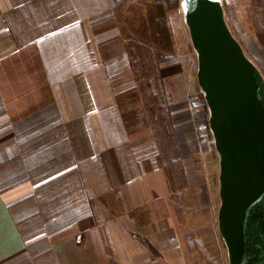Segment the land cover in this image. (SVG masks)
Segmentation results:
<instances>
[{"label": "crops", "instance_id": "obj_1", "mask_svg": "<svg viewBox=\"0 0 264 264\" xmlns=\"http://www.w3.org/2000/svg\"><path fill=\"white\" fill-rule=\"evenodd\" d=\"M142 1L0 0V264H199L145 103L182 101L190 73L151 52L160 91L136 86ZM254 1L236 0L238 24Z\"/></svg>", "mask_w": 264, "mask_h": 264}, {"label": "water", "instance_id": "obj_2", "mask_svg": "<svg viewBox=\"0 0 264 264\" xmlns=\"http://www.w3.org/2000/svg\"><path fill=\"white\" fill-rule=\"evenodd\" d=\"M181 7L220 157L218 226L229 264H264V77L230 31L222 0Z\"/></svg>", "mask_w": 264, "mask_h": 264}, {"label": "rangeland", "instance_id": "obj_3", "mask_svg": "<svg viewBox=\"0 0 264 264\" xmlns=\"http://www.w3.org/2000/svg\"><path fill=\"white\" fill-rule=\"evenodd\" d=\"M144 1L139 5H131V16L127 17V36L131 29H134L132 32H137L138 27L145 25L147 27V17L140 15L144 13V9L148 10L147 6L154 7L158 0ZM181 2L182 0H179V4L173 10H168L172 2L164 3L165 15L168 17L166 28L171 39L166 44L169 49L170 47L173 48V53L178 55L180 64L185 69L183 73L187 78V73H190L188 93L182 101L173 103L167 96L159 92L162 98L161 96L158 99L146 97L145 103L151 108L150 124L154 128V132L164 142L163 163L173 181L175 192L173 205H175V214L180 224L183 239L190 243L196 242L201 254L199 264H229L227 249L218 226L221 206L219 197L220 157L209 128V109L205 105L204 94L198 85L197 54L193 49L189 30L184 21ZM244 2L250 4L252 0H244ZM222 5L230 31L241 44L248 59L264 77V0H255L254 6L251 4L246 12H242L241 24H238L236 0H222ZM139 8L142 9L140 12ZM155 9L154 7L153 10L157 11ZM160 23V25L157 24L159 30H162L161 33H166L163 31L165 23L161 21ZM140 32L142 33L130 35V40L133 42L127 45L134 62L138 65V73L136 72L134 75L139 81L135 83L138 88L140 85L147 86V83H151L153 89L156 90V82L152 77L154 76L153 68L146 65L152 61L150 59L151 51L146 48V45H159V42L155 40L140 41L148 37L147 33L145 36L144 30ZM170 54L168 53V55ZM155 56L158 60L163 58L164 63L167 61L165 60L166 56L160 52ZM143 63L145 64L142 65ZM185 83L183 85L187 86L186 78ZM146 89L145 92L148 93L149 88L146 87ZM132 101L133 98H129V103ZM195 114H199V118H196ZM201 153H205V155ZM186 157L189 158L188 161L184 160ZM169 158L174 161L169 163L167 161ZM199 167H201L203 175L206 176V180L201 176L197 178L195 170ZM191 170L194 172L192 173ZM206 181H209V194H203L205 190L199 192L194 189L195 186H203Z\"/></svg>", "mask_w": 264, "mask_h": 264}, {"label": "trees", "instance_id": "obj_4", "mask_svg": "<svg viewBox=\"0 0 264 264\" xmlns=\"http://www.w3.org/2000/svg\"><path fill=\"white\" fill-rule=\"evenodd\" d=\"M170 2H172L171 3L172 5H170L168 10L175 9L177 4H179V0H166L165 2H164V0H158L156 2V4L154 3L155 4L154 7L156 8L155 10H157V11L153 10L154 7L147 6L148 7V13H147L148 15H147V19H146L147 20V22H146L147 27H146L145 32L148 34V37H145L144 39H141V40H144L145 42H148L149 40H155V41L159 42L158 43L159 45H146V48L148 50H150L153 54H157L160 52V54L167 56L168 53L173 52V48L171 49V47H170V49H169V47H167V44L171 41V39H170V35H169L167 28H166V21H167L168 17L165 15V5H164V3H170ZM160 21L165 23V25L163 26V31L164 32L166 31V33H161L162 30L161 31L159 30L158 26L161 24ZM157 24H159V25L157 26ZM140 33H142V32H140V31L136 32V34H140ZM146 33H144L145 36H146ZM141 36L143 37L142 34H141ZM128 52H129V57L131 59V67L133 69V72L136 74V72L138 70V67H137L138 65H136V63L134 62L131 51L129 50ZM137 81H139V80H137ZM145 87L146 86L141 85V89H144ZM205 105L207 106L206 102H205ZM161 149H162V143H161Z\"/></svg>", "mask_w": 264, "mask_h": 264}]
</instances>
